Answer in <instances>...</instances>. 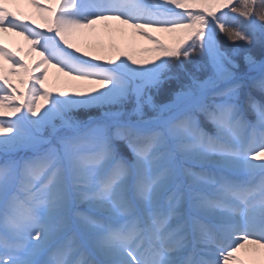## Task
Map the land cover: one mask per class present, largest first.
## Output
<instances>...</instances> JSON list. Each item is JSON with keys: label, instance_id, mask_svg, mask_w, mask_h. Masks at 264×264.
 <instances>
[{"label": "snow or ice", "instance_id": "snow-or-ice-1", "mask_svg": "<svg viewBox=\"0 0 264 264\" xmlns=\"http://www.w3.org/2000/svg\"><path fill=\"white\" fill-rule=\"evenodd\" d=\"M0 264H264V0H0Z\"/></svg>", "mask_w": 264, "mask_h": 264}, {"label": "bare ground", "instance_id": "bare-ground-1", "mask_svg": "<svg viewBox=\"0 0 264 264\" xmlns=\"http://www.w3.org/2000/svg\"><path fill=\"white\" fill-rule=\"evenodd\" d=\"M22 7H26L27 4L23 3L21 5ZM3 42L6 43L7 45H10L12 42L13 44H15L16 42H22V38L21 37H18L16 36L15 34H10V33H5L3 34Z\"/></svg>", "mask_w": 264, "mask_h": 264}, {"label": "rangeland", "instance_id": "rangeland-1", "mask_svg": "<svg viewBox=\"0 0 264 264\" xmlns=\"http://www.w3.org/2000/svg\"><path fill=\"white\" fill-rule=\"evenodd\" d=\"M83 2V1H82ZM23 3H21L18 7L20 8V10L21 11H29L30 10V6L29 5H27L26 7H22L21 5H22ZM39 22V21H38ZM74 43H76V44H79L80 43V41H79V39H74V41H73ZM142 43H143V41H141ZM18 44H20V45H22L23 43L22 42H16L15 44H13V42L10 44V45H8L9 47H12V48H15Z\"/></svg>", "mask_w": 264, "mask_h": 264}]
</instances>
